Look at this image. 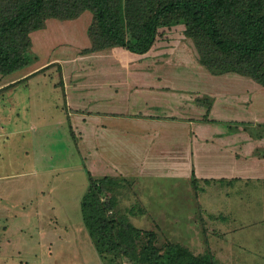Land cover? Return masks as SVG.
I'll use <instances>...</instances> for the list:
<instances>
[{"label":"rangeland","instance_id":"obj_1","mask_svg":"<svg viewBox=\"0 0 264 264\" xmlns=\"http://www.w3.org/2000/svg\"><path fill=\"white\" fill-rule=\"evenodd\" d=\"M91 21V12L85 10L75 20H63L58 31H48V37L52 34L54 40L64 42L55 52H70L75 41H87ZM68 24L75 29L72 31ZM173 28L163 31L170 33L169 40L184 39ZM44 34L47 36L46 31ZM27 54L26 65L9 73L0 72V84L46 58H35L30 51ZM50 66L42 68L38 76L0 89V241L7 237L11 243L0 247V262L6 259L17 264L24 257L25 264H112L110 255L98 257L80 208L89 182L87 171L94 177L112 172H102L94 148L76 137L73 130L71 134L67 111L61 107L62 92L54 88L55 74H60L61 67ZM202 75L201 85L207 80L209 88L212 78V90L230 92L228 100L218 103L219 111L217 104L212 111L218 119L224 117L223 121L230 124L235 121L224 125V130L235 132V123L245 118L264 121V85L231 72L217 75L205 70ZM208 96L205 92L196 95L198 108H203L198 110L199 115L210 106ZM237 99L244 101L238 103ZM247 123L250 125L239 127L241 133L231 138H261L263 147L256 156L261 162L259 169L253 166L251 148L247 157H241V151L235 149L233 155L218 163L232 167L230 173L207 178H196L193 173L194 182L183 177L172 180L165 174L138 173L133 168L122 170L136 177H127L131 181L114 179L112 193L117 210L133 225L154 229L160 239L178 241L193 253L208 250L216 260L228 264H264V123L261 127L257 121ZM254 123L257 127L252 126ZM211 128L215 131L219 125ZM243 167L246 172L240 170ZM39 238L50 243L47 253L42 247L44 240ZM33 251L38 252L37 257ZM113 257L115 263L127 264V259Z\"/></svg>","mask_w":264,"mask_h":264},{"label":"crops","instance_id":"obj_2","mask_svg":"<svg viewBox=\"0 0 264 264\" xmlns=\"http://www.w3.org/2000/svg\"><path fill=\"white\" fill-rule=\"evenodd\" d=\"M62 22L61 19L47 18L44 27L29 33L30 52L35 58L40 55L46 58L31 70H24L19 77L3 81L0 89L18 80L38 76L37 73L46 66H60V74H55L54 81V88H60L64 101L63 106L59 105L67 111L70 132L73 130L76 137L78 135L81 141L94 148L99 169L112 172L103 175L134 178L136 175L122 173V170L126 172L133 168L138 173L165 174L172 180L183 177L185 181H191L193 173L196 178L198 175L207 178L230 173L232 167H221L218 163L233 155L235 149L241 151V157H247L250 153L247 150L251 148L254 151L253 166L259 169L261 162L257 153L263 147L261 138L256 135L246 140L244 136L238 140L240 138L232 139L231 136L241 133L239 127L242 125L249 126L248 121L260 122V127L264 121L245 118L235 123V132L224 130L223 126H229L230 122L223 121L224 117L213 116L212 111L216 104L217 109L218 103L228 100L230 92L212 90V78L209 88L207 80L201 85L199 77H203L205 70L209 71L198 61L190 40L169 41L171 44L163 42L139 54L120 46L84 51L90 46L88 39L72 43L70 52H55L64 42L54 40L52 34L48 36L49 32L58 31L57 28L64 24ZM68 26L72 31L75 29L73 24ZM198 92L210 95L207 119L203 118L204 111L198 114V110L203 109L198 108L196 102ZM211 125H219V128L213 131ZM247 144L250 147L246 148ZM240 170L246 172L247 168ZM89 237L92 241L90 234ZM8 245L11 243L4 237L0 247ZM42 247L47 253L50 243L44 240ZM33 254L38 256V252L33 251ZM4 261L0 264H10L8 260ZM17 264H25L24 257H20Z\"/></svg>","mask_w":264,"mask_h":264},{"label":"trees","instance_id":"obj_3","mask_svg":"<svg viewBox=\"0 0 264 264\" xmlns=\"http://www.w3.org/2000/svg\"><path fill=\"white\" fill-rule=\"evenodd\" d=\"M85 10L92 21L84 51L120 46L142 54L169 43L170 33L163 31L174 27L209 72L237 73L264 85V0H0V72L28 63L29 33L47 18L73 19ZM88 177L81 212L100 258L110 255L112 264L115 255L127 264H228L208 250L193 253L178 241L160 239L154 229L133 225L112 193L121 177L89 171Z\"/></svg>","mask_w":264,"mask_h":264}]
</instances>
